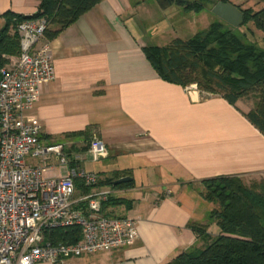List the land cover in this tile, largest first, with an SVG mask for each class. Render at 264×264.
<instances>
[{
  "label": "crops",
  "instance_id": "obj_1",
  "mask_svg": "<svg viewBox=\"0 0 264 264\" xmlns=\"http://www.w3.org/2000/svg\"><path fill=\"white\" fill-rule=\"evenodd\" d=\"M186 5L101 0L41 42L50 47L55 80L41 87L25 117L39 122L43 142L69 143L79 157L77 167L102 179L125 172L132 185L107 186L119 203L105 211L138 222L131 247L75 258L74 264H167L183 252L201 250L205 242L192 224L207 226L212 238L220 234L208 221L214 205L201 196L202 181L223 176L264 181V136L243 116L249 109L164 81L144 53L146 46H164L161 38L182 39V32L197 34L219 20L208 5L193 12L203 23L190 30ZM38 7L36 0H0V31L6 12L31 16ZM82 132L87 135H77ZM95 137L107 154L94 163L85 150Z\"/></svg>",
  "mask_w": 264,
  "mask_h": 264
},
{
  "label": "built area",
  "instance_id": "obj_2",
  "mask_svg": "<svg viewBox=\"0 0 264 264\" xmlns=\"http://www.w3.org/2000/svg\"><path fill=\"white\" fill-rule=\"evenodd\" d=\"M47 29L44 19L19 23V55L0 69V264H74L138 239L137 220L104 210L112 192L97 187L101 176L75 165L79 157L69 143L43 142L39 122L25 117L41 87L55 80L50 47L41 44ZM106 154L97 137L85 150L94 163ZM60 168L65 176L55 175ZM77 180L91 192L80 193ZM68 227L81 229L77 243L47 241L50 231Z\"/></svg>",
  "mask_w": 264,
  "mask_h": 264
},
{
  "label": "trees",
  "instance_id": "obj_3",
  "mask_svg": "<svg viewBox=\"0 0 264 264\" xmlns=\"http://www.w3.org/2000/svg\"><path fill=\"white\" fill-rule=\"evenodd\" d=\"M38 10L31 16L11 11L3 14L5 25L0 31V69L10 57L20 52L19 23L30 19H44L48 24L44 38L52 40L73 24L80 16L101 0H36ZM229 3V0H219ZM216 0H197L185 9L200 12ZM259 10L240 9L244 15L242 26L248 24L264 33V0ZM144 53L161 79L172 84L197 86L204 97L219 95L230 105L253 98V107L243 116L264 136V49L244 41L235 28L218 20L188 40L175 38L164 46L144 47ZM77 135L86 136V132ZM76 136V134L69 135ZM117 173L101 180L97 187L116 189L132 183L114 185L125 177ZM77 190L88 194L92 188L76 181ZM201 196L214 205L208 217L220 230L211 237L207 226L192 224L190 228L205 242L201 250H189L176 256L167 264H264V181L245 182L241 177H217L201 183ZM119 203L111 196L104 210ZM81 239L79 227L56 228L49 232L51 244H74Z\"/></svg>",
  "mask_w": 264,
  "mask_h": 264
},
{
  "label": "rangeland",
  "instance_id": "obj_4",
  "mask_svg": "<svg viewBox=\"0 0 264 264\" xmlns=\"http://www.w3.org/2000/svg\"><path fill=\"white\" fill-rule=\"evenodd\" d=\"M238 4V8L244 10L251 8L253 10H259L263 4H260L258 0H234ZM176 8V7H174ZM198 14L191 12V23L189 24V28L191 30L192 27H202L203 20L200 19V17H197ZM161 26H159V29ZM187 29V28H186ZM193 29V28H192ZM188 30V29H187ZM236 33L238 35H241L244 38L245 42L255 44L258 48L264 49V33L257 30L254 25L248 24L247 26H240L238 28H235ZM191 33V32H190ZM195 34H189V32H182V39L183 40H188L192 38ZM172 39L167 40V38H161L159 41L160 45H167ZM158 43V42H157ZM190 90H197V86L195 84H192L188 86ZM255 100L253 98L251 99H246L240 101L238 104L241 108L243 109H250L253 107ZM67 173V169L60 168L55 171V175L57 176H65ZM103 180V179H102ZM106 188V187H105Z\"/></svg>",
  "mask_w": 264,
  "mask_h": 264
},
{
  "label": "water",
  "instance_id": "obj_5",
  "mask_svg": "<svg viewBox=\"0 0 264 264\" xmlns=\"http://www.w3.org/2000/svg\"><path fill=\"white\" fill-rule=\"evenodd\" d=\"M171 3H176L178 5H186L185 2L180 0H171ZM211 12L219 20L225 22L233 28H238L242 26L244 22V15L242 11H240L237 6L231 3H224L222 1H218L212 8ZM130 180V178H121L119 180H116L114 182V185L127 183Z\"/></svg>",
  "mask_w": 264,
  "mask_h": 264
}]
</instances>
